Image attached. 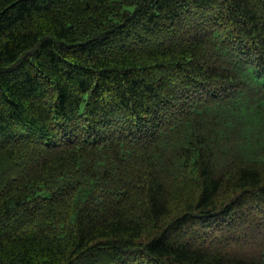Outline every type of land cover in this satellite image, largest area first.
I'll return each instance as SVG.
<instances>
[{"label":"trees","instance_id":"1","mask_svg":"<svg viewBox=\"0 0 264 264\" xmlns=\"http://www.w3.org/2000/svg\"><path fill=\"white\" fill-rule=\"evenodd\" d=\"M0 264H264V0H0Z\"/></svg>","mask_w":264,"mask_h":264}]
</instances>
